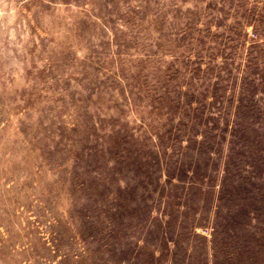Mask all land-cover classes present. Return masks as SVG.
<instances>
[{
  "label": "rangeland",
  "instance_id": "obj_1",
  "mask_svg": "<svg viewBox=\"0 0 264 264\" xmlns=\"http://www.w3.org/2000/svg\"><path fill=\"white\" fill-rule=\"evenodd\" d=\"M0 264H264V0H0Z\"/></svg>",
  "mask_w": 264,
  "mask_h": 264
}]
</instances>
